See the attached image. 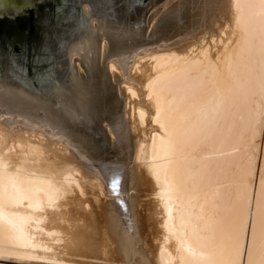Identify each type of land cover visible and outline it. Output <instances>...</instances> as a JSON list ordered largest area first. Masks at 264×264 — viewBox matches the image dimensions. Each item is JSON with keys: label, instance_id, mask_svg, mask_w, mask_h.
<instances>
[{"label": "bare ground", "instance_id": "bare-ground-1", "mask_svg": "<svg viewBox=\"0 0 264 264\" xmlns=\"http://www.w3.org/2000/svg\"><path fill=\"white\" fill-rule=\"evenodd\" d=\"M114 1L79 2L34 77L0 65V258L72 261L69 246L101 262L264 264V0H149L189 36L135 75L123 51L147 41L141 3ZM99 57L129 98L128 116L106 119L111 158L93 132L108 101ZM94 199L121 260L70 218Z\"/></svg>", "mask_w": 264, "mask_h": 264}, {"label": "rangeland", "instance_id": "rangeland-1", "mask_svg": "<svg viewBox=\"0 0 264 264\" xmlns=\"http://www.w3.org/2000/svg\"><path fill=\"white\" fill-rule=\"evenodd\" d=\"M64 1H65V3L63 5L62 9L59 11V13L53 19H51L46 25L43 26L38 37L32 43L23 47L19 52H10V51H6V50H3L0 48V65L12 64L18 70H22L24 75L28 76V77L29 76L34 77L37 73L36 71L40 70L43 67L48 69L49 68L48 59L45 60V59H42L40 57L41 54L44 52L43 46L46 44H47L46 46L51 44L52 46H50L49 48L54 49L55 44H56L54 42L55 35L61 33L63 31V29L67 27V24L69 23V21L71 19V15L74 13V11H78V8H79L78 3L79 2L83 3L84 0H64ZM139 1L141 3V7H140V11H139V14L141 13V15H139V17L142 16L141 17V20H142L141 25L143 27L142 31H143V35L145 33V37L147 38V41L142 43L140 45V47H134V49L131 48V50L127 49V50L123 51V54H125L126 58L131 57V55L133 54L132 57L127 60L129 72H131L130 74H132V75L139 74V72H140V74L147 73L149 70L148 67L150 65L149 58H156V57L163 58L164 57V55L162 53H154L153 54L152 52L154 50L156 51V50L162 49L161 46L168 44L171 41H173L172 38L173 39L178 38V37L184 38L186 36L187 37L189 36V35H183V34H180V36H178L179 34H176L177 33L176 28H175L176 26L173 24H168L165 21L163 11L160 12L159 8L158 9L156 8L159 5V4H157L158 1H156L153 4L149 0H139ZM114 2H117V1L115 0ZM137 2H138V0H129V4L135 5ZM152 13H153V16H152ZM152 34H153V36H152ZM49 42H51V43L48 44ZM216 49H217L216 45L214 47L212 46L211 51L213 52ZM46 51H48V48ZM99 58H98V61L100 60V62H98V64H99V67L102 69V72L104 74L103 79L105 80V84H106L105 97L108 101L106 103V110L104 111L106 118L105 119H98L94 123L93 132L95 134L97 142L99 143L100 151L103 152L106 156L111 158V157L115 156L116 153L113 151L112 147L109 144V139H108L109 135L107 134L108 133L107 131L109 129L108 127H111V125L109 123H107L106 119L107 118L108 119L110 118L109 120L118 119L119 121H121L122 117L124 115L128 116V114L127 115L125 114V110L129 109V98H125L126 100L123 99L124 97L121 96V93L119 90V86L122 83H117V81H115L116 80L115 77L112 75L111 71L108 69V66L106 64L107 61L105 59H103L102 57H99ZM137 61H140V62H137ZM77 63L78 62H76L75 64H77ZM133 65H134V67L132 68ZM135 66H136V69H135ZM80 69L82 72L83 67L80 66ZM137 69H138V71H137ZM113 71L116 74L119 73L118 69L113 68ZM124 85L122 84L121 86H124ZM136 90L137 89H135V91ZM135 98L139 99L140 97L137 94V96ZM125 101H127V102H125ZM114 104H116V105H114ZM112 107L117 111V112H115L113 117H111ZM109 110L111 113L109 112ZM118 120L116 122H118ZM105 122H106V124H105ZM117 133L120 134L119 131H116L115 134L118 135ZM90 196L93 197V195H90ZM100 197L103 198L104 196L100 195ZM94 200H92L90 202L91 208L93 210V212L90 216L78 214L76 211H74L75 213L72 214L70 216V218L75 224H78L80 226V228L81 227H82V229L85 228L82 232H83V236L86 238V240L92 241V242L97 243V244H99V243L101 244V241L105 240L103 238L108 237L109 239H106V240H110V242H111L112 253H114L115 258H118L119 260H121V256L118 253L116 243L114 241H112L113 239L111 237H109L108 233L105 230L104 220H103L104 217H103V213L101 210V202L99 200V201H97L98 202L97 203L96 200L95 201ZM95 202H96V204H95ZM136 212H137V217H138L140 235H141L142 239L145 240L146 243L153 245L154 243H156V240L158 238V226L156 224L154 214L151 213V211L149 209L145 208L144 206H140V205H138ZM81 225H83V226H81ZM66 248L68 249V251L71 254L68 255L69 257L66 256L65 258L68 260H72L73 262L72 261H53L52 262L50 260L48 261L47 259L46 260L35 259V260H37V261H35L33 258H31L32 260L30 258H27V259L22 258L23 260L21 258H18V259L12 258V260L0 258V264H3V263H5V264H70V263H72V264H81V263L82 264H85V263H87V264L88 263H91V264H96V263L124 264V263L115 262V261L114 262L103 261V262H105V263H103L98 259H92L89 257L90 252L88 250H85V248L80 250V252L82 254H85L86 257H79V256L74 255V253L78 252V251L73 250L69 246H67ZM63 262H65V263H63ZM79 262H81V263H79Z\"/></svg>", "mask_w": 264, "mask_h": 264}, {"label": "water", "instance_id": "water-1", "mask_svg": "<svg viewBox=\"0 0 264 264\" xmlns=\"http://www.w3.org/2000/svg\"><path fill=\"white\" fill-rule=\"evenodd\" d=\"M64 0H0V48L19 52L62 9Z\"/></svg>", "mask_w": 264, "mask_h": 264}]
</instances>
